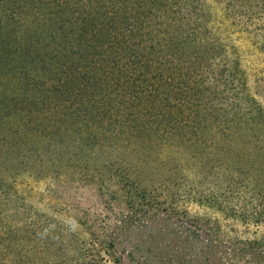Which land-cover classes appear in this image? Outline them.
Instances as JSON below:
<instances>
[{"label": "rangeland", "instance_id": "374dc122", "mask_svg": "<svg viewBox=\"0 0 264 264\" xmlns=\"http://www.w3.org/2000/svg\"><path fill=\"white\" fill-rule=\"evenodd\" d=\"M182 2L192 5L189 11L199 6L210 28L206 43L240 72L230 104L242 112L240 129L195 153V143L157 130L160 158L103 129L94 139L63 131L59 141L44 135L45 126L27 125L22 150L6 146L1 134L0 233L9 248L0 264H197L193 257L207 238L217 264H261L238 242L264 233V225L239 218L256 198L264 205V0ZM11 114L0 111L1 123L24 130V119ZM10 143L16 145L14 137ZM171 157L178 165L172 172ZM188 227L200 231L199 240Z\"/></svg>", "mask_w": 264, "mask_h": 264}, {"label": "trees", "instance_id": "16d2710c", "mask_svg": "<svg viewBox=\"0 0 264 264\" xmlns=\"http://www.w3.org/2000/svg\"><path fill=\"white\" fill-rule=\"evenodd\" d=\"M182 1L0 0V111L24 119L23 129L45 126L44 135L50 131L59 141L63 131H82L88 139L99 129L122 134L159 158L164 151L154 145L157 130L195 143L193 153L215 139L229 141L242 118L230 105L240 72L233 71L230 58L220 59L217 46L206 43L210 28L199 6L189 11L192 5ZM11 122L0 120V135L7 133L2 136L6 146L22 150L19 140L28 130ZM169 142L174 140H160ZM192 152L183 155L189 158ZM172 159L171 172L178 167ZM135 196L145 200L143 192ZM240 210L244 223L264 225L259 197ZM188 231L199 240L196 227ZM3 234L0 257L9 248ZM202 243L193 261L217 264L209 255L213 244L208 238ZM238 243L244 246L241 252H256L264 264V233Z\"/></svg>", "mask_w": 264, "mask_h": 264}]
</instances>
